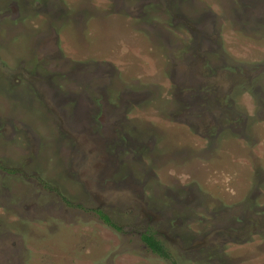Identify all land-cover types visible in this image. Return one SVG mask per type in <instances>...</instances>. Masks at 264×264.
<instances>
[{
	"label": "rangeland",
	"instance_id": "1",
	"mask_svg": "<svg viewBox=\"0 0 264 264\" xmlns=\"http://www.w3.org/2000/svg\"><path fill=\"white\" fill-rule=\"evenodd\" d=\"M0 264H264V0H0Z\"/></svg>",
	"mask_w": 264,
	"mask_h": 264
},
{
	"label": "trees",
	"instance_id": "2",
	"mask_svg": "<svg viewBox=\"0 0 264 264\" xmlns=\"http://www.w3.org/2000/svg\"><path fill=\"white\" fill-rule=\"evenodd\" d=\"M101 216H103L106 222L112 224L114 227H117L118 229H121V227L117 226L115 223L112 222V220L107 214L102 213ZM143 240L149 245V247L152 250L156 251L161 256L165 258H168L170 256L165 244L160 239H158L153 232L146 231L145 233H143Z\"/></svg>",
	"mask_w": 264,
	"mask_h": 264
}]
</instances>
